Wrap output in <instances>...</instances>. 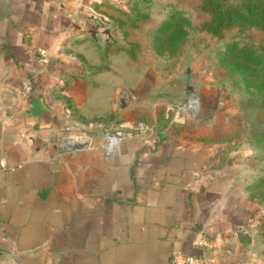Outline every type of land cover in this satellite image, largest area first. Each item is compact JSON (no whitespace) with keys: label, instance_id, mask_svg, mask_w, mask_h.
I'll list each match as a JSON object with an SVG mask.
<instances>
[{"label":"crops","instance_id":"0c3cea01","mask_svg":"<svg viewBox=\"0 0 264 264\" xmlns=\"http://www.w3.org/2000/svg\"><path fill=\"white\" fill-rule=\"evenodd\" d=\"M133 2L0 0V264H169L172 250L197 253L200 234L222 264H262L255 148L214 120L53 147L115 114L119 90L126 102L145 94L147 74L110 40L125 26L111 21L134 13Z\"/></svg>","mask_w":264,"mask_h":264},{"label":"rangeland","instance_id":"374dc122","mask_svg":"<svg viewBox=\"0 0 264 264\" xmlns=\"http://www.w3.org/2000/svg\"><path fill=\"white\" fill-rule=\"evenodd\" d=\"M133 3L134 13L120 15L121 19L111 21L125 26L109 33L110 40L116 37L118 44H126L135 73L138 76L147 74L142 84H146L145 94L131 96L127 102L124 99L127 104L116 108L115 114L103 113L97 119L86 120L77 129L64 132L56 138L54 149L57 150L55 144L65 137H69V141L88 139V146L106 145V140L119 133L170 128L188 132L193 122L210 119L214 120L219 132L238 135L236 139L247 141L255 148L256 182L258 176L264 174V151L258 149V144L254 145L253 134L264 132V110L258 106L257 98L245 89L239 74L232 70L234 65L223 53L231 42L264 50V31L233 26L213 33L210 13L202 8V0H134ZM173 13H178L174 28L179 27V31L171 39L159 40L155 48L157 26ZM105 21L109 23L102 19ZM107 48L113 50L112 45ZM138 79L135 77L130 82L133 90L141 86ZM125 92L124 89L118 91L112 102L114 107ZM223 122L228 124L226 131L220 129ZM253 176L251 170L249 177ZM261 189L260 193L264 194V185ZM262 208L255 229V250L264 264V200Z\"/></svg>","mask_w":264,"mask_h":264},{"label":"trees","instance_id":"16d2710c","mask_svg":"<svg viewBox=\"0 0 264 264\" xmlns=\"http://www.w3.org/2000/svg\"><path fill=\"white\" fill-rule=\"evenodd\" d=\"M201 6L210 13V30L213 33L233 26L264 31V0H202ZM177 14H170L157 26L154 34L155 48L159 45V40L165 41L166 37L171 39L179 31V27L174 28ZM223 54L234 65L232 70L239 74L245 89L257 98L258 106L264 110V50L231 42L226 45ZM253 137L254 145L257 147L258 144V149L264 151V132L255 133ZM262 185L264 174L257 179L254 187L261 188ZM260 191L259 196L264 200V194Z\"/></svg>","mask_w":264,"mask_h":264},{"label":"built area","instance_id":"2783aa9c","mask_svg":"<svg viewBox=\"0 0 264 264\" xmlns=\"http://www.w3.org/2000/svg\"><path fill=\"white\" fill-rule=\"evenodd\" d=\"M40 60L45 61L46 54L44 50L37 52ZM124 133L117 135L120 140ZM0 166L3 164L0 162ZM192 245L198 248L197 253H184L179 250H172L169 264H222V256L216 252V243L205 235H198L192 242Z\"/></svg>","mask_w":264,"mask_h":264},{"label":"water","instance_id":"95a60500","mask_svg":"<svg viewBox=\"0 0 264 264\" xmlns=\"http://www.w3.org/2000/svg\"><path fill=\"white\" fill-rule=\"evenodd\" d=\"M124 96H119V98L117 99V105L116 107L117 108H123L126 103L124 102V99H126V94L123 93ZM69 137H65V138H62L59 143L55 144L56 148L58 151H64L65 149H68V150H73V149H80V148H85L88 146V139L86 140L87 143H83V144H75V145H72V146H62V143L65 139H67ZM53 147H54V143H53ZM237 238L239 240V242L243 243V244H249L250 243V239L248 238V235L243 233V232H239L237 234Z\"/></svg>","mask_w":264,"mask_h":264},{"label":"bare ground","instance_id":"6f19581e","mask_svg":"<svg viewBox=\"0 0 264 264\" xmlns=\"http://www.w3.org/2000/svg\"><path fill=\"white\" fill-rule=\"evenodd\" d=\"M64 141H66L67 143L69 142L68 138L65 139ZM64 141H63V143H62V146H66V143H64Z\"/></svg>","mask_w":264,"mask_h":264}]
</instances>
